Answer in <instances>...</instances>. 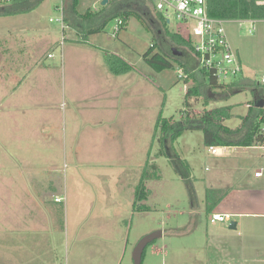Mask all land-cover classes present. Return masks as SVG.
<instances>
[{
  "label": "rangeland",
  "instance_id": "obj_1",
  "mask_svg": "<svg viewBox=\"0 0 264 264\" xmlns=\"http://www.w3.org/2000/svg\"><path fill=\"white\" fill-rule=\"evenodd\" d=\"M102 1L79 0L77 10L81 14L100 12ZM134 1L108 0L107 5L114 14L136 11L143 20L132 16L127 29L115 34L118 20L113 18L90 41L155 79L160 95L155 96L148 85L146 125L136 152L127 161L90 162L87 158L92 149L87 146L80 150L69 144L65 152L56 147L48 154L42 146L18 148L10 128L0 130V252L4 261L14 256L17 264H133L138 242L162 231V238L147 247L143 264H264V178L258 184L251 179L256 171H264V149L231 147L224 148L223 155H212L204 145L202 130H187L174 143L168 140V155L159 156L161 131L153 141L160 116L174 123L183 120L184 112L196 119L205 110L225 106H233V116L224 124L237 129L245 123L261 90L250 86L234 94L226 89L210 90L200 73L186 72L188 78L181 79L179 62L172 69L155 72L143 58L150 47L156 45V53H171V48L179 50L171 33L190 35L175 16L168 18L170 22L164 18V23L163 14L150 0H139V8ZM64 8V0H43L32 11L0 17V43L28 39L35 47L34 60H48L49 52L57 56L60 46L52 49L47 40L59 43L65 35L71 36L72 29L62 23ZM225 29L233 51L246 64V73L259 79L264 74V22L230 21ZM21 53L22 59L27 58V51ZM179 58L187 69L199 66L189 49L181 51ZM198 85L203 96L187 99V90ZM3 87L0 84L1 94ZM225 93L230 96L223 100L221 94ZM15 149L26 161L16 156ZM77 152L86 157H77ZM147 165L149 197L140 204L141 211H134L129 187L116 188L134 183L136 172L142 178ZM208 190L213 197L209 203ZM247 196L256 201L260 215L232 216L233 222L240 223L237 230L219 223L225 236L208 237V226L212 231L217 227L207 222L203 208L208 205L216 211L219 205L237 206L239 198L243 201ZM194 209L201 210L193 214ZM12 238L18 242L10 243ZM21 240L27 241V249L20 246H25Z\"/></svg>",
  "mask_w": 264,
  "mask_h": 264
},
{
  "label": "crops",
  "instance_id": "obj_2",
  "mask_svg": "<svg viewBox=\"0 0 264 264\" xmlns=\"http://www.w3.org/2000/svg\"><path fill=\"white\" fill-rule=\"evenodd\" d=\"M70 29L71 36L65 35L59 43L47 40L52 49L60 46L57 56L47 53L48 60H34L35 47L28 43V39L22 44L1 39L0 84L4 86V93H0V130L9 127L13 133L12 141L19 142L18 148L42 146L49 154L56 147L64 148L65 152L69 144H73L78 149L86 146L92 149L87 158L90 162L127 161L136 152L140 131L146 125L148 85L152 86L151 92L155 96L159 94L155 79H148L135 65L117 54L105 53V47L90 41L91 36L97 34L90 35L87 41L82 42L81 34ZM24 51L28 54L27 58L22 59L21 52ZM49 54L54 57L49 58ZM239 59L245 76L251 78L246 73V64ZM124 64L129 68L125 69ZM192 71L195 73L196 69ZM152 93L150 97H153ZM14 151L17 157L26 161L20 150ZM76 155L86 157V154L78 152ZM113 176L117 178V174ZM134 176V183H120L116 188L122 191L129 187L133 210L141 174L136 172ZM263 178L251 177L257 184ZM238 203L237 206L219 205L216 211L212 209L210 213L207 206L203 208L207 222L217 227V231H212L208 226V237L225 236L223 224L217 223L219 225L216 226V223L209 222L213 214L238 216L241 219L260 215L259 206L252 196L243 198V201L239 198ZM200 210L194 209L193 214H198ZM236 224L238 228L240 223ZM9 242L14 244L18 240L12 238ZM26 242H19L25 244L20 245L24 249L28 248ZM2 243L0 238V248ZM11 247L14 248L13 245ZM13 261L14 256L4 261L0 252V264H17L16 259Z\"/></svg>",
  "mask_w": 264,
  "mask_h": 264
},
{
  "label": "trees",
  "instance_id": "obj_3",
  "mask_svg": "<svg viewBox=\"0 0 264 264\" xmlns=\"http://www.w3.org/2000/svg\"><path fill=\"white\" fill-rule=\"evenodd\" d=\"M31 1V2H30ZM43 0H14L12 3L0 6V17L14 16L23 14L36 9ZM134 1V0H133ZM139 0L137 2V7L139 8ZM264 0H207L209 13L211 17L223 19L227 22L230 21H264V5H259L258 2ZM65 8L63 9L64 24L66 27L73 28L81 34V41L85 42L88 40L90 35L101 33L105 30L106 25L109 20L117 18V20H122V25H117L115 29V34L119 31L127 29L129 19L135 16L143 20V16L136 11H117L115 14L109 8V5L101 8L100 12L92 13L88 11L85 14L78 12L77 7L79 5V0H64ZM121 9V8H120ZM164 23L166 21L164 18H160ZM168 22V21H167ZM169 33V32H168ZM170 38L174 45L180 50L184 51L189 49L193 51V44L189 36L184 35L181 32L171 33ZM157 46L152 45L150 49L144 54L145 62L155 71L162 72L167 69H172L174 67V62H179L186 70V72H193L187 69L179 58L178 55L172 52H160L156 53ZM193 53V52H192ZM125 69L129 67L124 64ZM194 73V72H193ZM200 73L203 77L202 81H206L210 90L215 89H226L228 93H237L243 91L246 86L256 87L253 78L249 79L247 77H240L233 80L230 84L220 83L214 77L212 72H206L200 70L195 72L194 75L197 76ZM241 79V80H240ZM189 80H187L188 82ZM198 82V81H197ZM196 82V83H197ZM198 84V83H197ZM196 85V84H195ZM243 89V90H242ZM215 95H220L214 93ZM187 99L196 96L202 97L203 93L200 86H195L187 90ZM230 95L227 93L221 94L223 100L228 99ZM263 97V93L256 96L253 100L252 110L250 109L247 117L245 118L243 125L237 129H231L227 127L224 123L232 118L233 106H225L220 108H214L211 110H205L204 114L200 118H191L189 112H184L183 120L172 122L168 119H163L162 116L159 117L156 126L153 141L157 140V134L159 131L162 134L159 138V143L161 149L159 151V156H167V146L168 140L171 144L174 143L184 131H194L202 130L204 134V145L208 149L210 147L216 146L220 148H230V147H241V148H252L258 146L263 142L262 137L259 134V128L261 122L259 121V116L263 112L256 107V103ZM207 101L209 97H206ZM208 106L209 103L205 102ZM244 130L246 132L244 133ZM243 136L241 137V135ZM148 167L144 170L139 186L136 189L135 201H134V211H141V206L149 197V192L146 188L145 182L148 178ZM213 199L211 191L207 192V201L211 202ZM207 212L210 213L213 209L212 206L207 205ZM146 251L144 252L145 256ZM143 256V260H144Z\"/></svg>",
  "mask_w": 264,
  "mask_h": 264
},
{
  "label": "built area",
  "instance_id": "obj_4",
  "mask_svg": "<svg viewBox=\"0 0 264 264\" xmlns=\"http://www.w3.org/2000/svg\"><path fill=\"white\" fill-rule=\"evenodd\" d=\"M14 0H0V6L12 3ZM155 5L157 11L163 18L170 22L171 16H175L177 20L183 22L188 30L189 37L193 44V54L197 57L199 66L196 72L200 70L212 72L214 77L220 83H226L240 77H247L244 74L239 56L233 51L228 40L225 25L227 21L210 16L207 0H150ZM264 5V2H258ZM64 24V20H62ZM117 25H122V20H118ZM65 26V24H64ZM53 54H49V58H53ZM181 79H187L188 74L183 68L180 72ZM255 88L263 93L261 99L264 100V74L259 78H253ZM249 106V105H248ZM251 106H249L250 108ZM253 107V105H252ZM263 112L259 116L261 126L259 134L263 142L256 147L264 149V106L257 108ZM209 152L212 155H221L224 148L210 147ZM222 150V152H220ZM256 179L264 177V171L255 172ZM56 201H60L57 199ZM212 223L224 222L231 224L232 216L224 214H213L211 216Z\"/></svg>",
  "mask_w": 264,
  "mask_h": 264
},
{
  "label": "water",
  "instance_id": "obj_5",
  "mask_svg": "<svg viewBox=\"0 0 264 264\" xmlns=\"http://www.w3.org/2000/svg\"><path fill=\"white\" fill-rule=\"evenodd\" d=\"M108 0H103L102 1V6L107 5ZM171 52L175 55H180L181 51L175 49V48H171ZM264 106V100L260 99L257 101L256 103V107L257 108H262ZM221 149V148H220ZM222 152V150L220 151ZM230 229L231 230H236L237 229V224L236 222H231L230 224ZM163 236V232L162 231H158V232H154L151 233L145 237H143L138 244L136 245V247L134 248L133 254H132V259H133V264H143V256H144V252L146 251L147 247L154 243L157 239L162 238Z\"/></svg>",
  "mask_w": 264,
  "mask_h": 264
}]
</instances>
